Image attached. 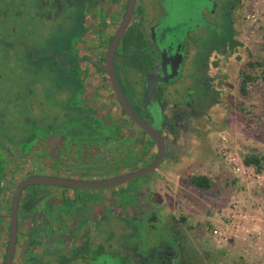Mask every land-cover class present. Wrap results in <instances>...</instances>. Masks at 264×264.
I'll return each instance as SVG.
<instances>
[{
	"label": "flooded vegetation",
	"instance_id": "1",
	"mask_svg": "<svg viewBox=\"0 0 264 264\" xmlns=\"http://www.w3.org/2000/svg\"><path fill=\"white\" fill-rule=\"evenodd\" d=\"M40 1L43 8L35 14H43V22L68 20L67 9L82 11L77 21L83 24L82 30L77 37L63 36L59 55L53 56L58 58L62 75L74 84L70 99L79 91L76 108L88 114L86 124L101 129L102 138L83 143L74 133L66 136L64 125H59L44 139L35 140L29 150L9 146L3 155L7 165L0 173V264L8 252L12 198L20 181L31 175L85 180L78 175L104 165L110 173L87 180L107 179L138 171L160 153L159 144L120 103L108 72L109 56L126 102L162 139V158L153 171L160 170L165 161L169 166L190 167L191 156L182 146L187 137L197 138L208 127L209 115L222 107L221 100L229 98V84L235 76V30L244 20L243 0ZM169 3L188 5V15L175 12L180 6L169 11ZM221 23L232 31L222 44L209 47L194 42L202 39V31H222ZM147 86L152 92L146 93ZM31 160L38 161V170L33 163H25ZM26 166L29 172L19 176ZM128 181L117 188L131 187L134 194L130 197L117 194V185L93 191V199L68 189L82 187L45 184L36 189L43 194H31L30 189L21 198L31 185L23 188L9 264H96L101 256L111 258V264H192L176 225H162L153 214L159 204L142 203L138 195L143 188L126 185ZM69 199L76 203L70 204ZM87 210L89 215L83 213ZM160 230L168 233L157 239ZM142 231L151 239L145 249L137 236Z\"/></svg>",
	"mask_w": 264,
	"mask_h": 264
},
{
	"label": "rangeland",
	"instance_id": "2",
	"mask_svg": "<svg viewBox=\"0 0 264 264\" xmlns=\"http://www.w3.org/2000/svg\"><path fill=\"white\" fill-rule=\"evenodd\" d=\"M176 5L169 3V11L173 12L175 7L180 6ZM186 6L182 3L175 12L179 16H187ZM242 7L244 20L241 19L237 33L235 30V76L229 84L232 87L229 98L221 100L219 106L222 107H216L209 115L210 124L206 131L203 130L197 138L185 139L182 149L191 156L187 162H191L190 167L182 164L169 166L165 161L159 165L160 170L137 176L125 183L141 185L143 189L138 197L143 198L142 203L159 204L153 214L164 226L176 225L184 237L189 255L193 257L192 264H264V255L248 250L245 242L230 239L217 243L213 235V231L220 227L227 226L229 232L235 231V226L233 229L230 227L232 214L235 215L231 211L232 208L235 211V200H239L244 210L262 215L260 202L264 199V193L256 194L242 189L235 182L216 146L222 142L242 159L249 154H264V83L254 85L247 96L239 92L240 72L249 69L248 62L264 58V0H243ZM42 8L40 0H0V173H3L2 166L7 165L3 155H6L10 145L29 150L35 140L44 139V135L56 131L59 125H64L66 136L74 133L77 140L83 143L100 141L102 138L101 129L86 124L84 119L88 114L76 108L79 91H76L75 98L70 99L74 84L62 75L58 58L53 56L59 55L63 36L70 34L72 38L82 30L83 24H77L82 11L80 8H66L69 19L59 20L56 24L55 21L43 22V14L36 17L35 13H41ZM192 23L188 22L187 31L193 27ZM218 28L227 33L217 28L209 29L202 31V39H194V42L198 46H219L224 42L225 35H232V31L224 23L219 24ZM47 106L49 108L45 111ZM104 166L101 169L92 168L85 176H78L87 180L89 176L93 179L100 174L110 173L111 170ZM198 174L210 178L209 190L183 182L186 177ZM40 186L35 184L27 187L21 198L30 189L31 194H43L40 190L36 191ZM68 189L90 199L95 198L91 194L93 191L103 190ZM116 192L129 197L134 194L131 187L119 188ZM44 193L48 194V191ZM69 200L70 204L76 203L75 200ZM79 209L77 211L81 213ZM65 210H61V214L64 215ZM106 211L110 214L111 207L107 206ZM83 213L89 215L88 210ZM29 230L34 231V228ZM166 233L160 230L155 237L158 235L157 239L163 238ZM137 236L144 249L149 246L147 243L151 239L147 234L142 231ZM111 261L108 256H101L96 264H111Z\"/></svg>",
	"mask_w": 264,
	"mask_h": 264
},
{
	"label": "built area",
	"instance_id": "3",
	"mask_svg": "<svg viewBox=\"0 0 264 264\" xmlns=\"http://www.w3.org/2000/svg\"><path fill=\"white\" fill-rule=\"evenodd\" d=\"M218 152L222 160L230 169L236 182L242 189L253 193H264V169L258 170L254 164H245L243 159L231 151L224 143L217 144ZM262 215L250 213L241 207L239 200H235V213L232 214L231 225L235 231L228 230V227H220L213 231L217 243L230 239L243 241L246 248L255 254L264 255V199L260 202Z\"/></svg>",
	"mask_w": 264,
	"mask_h": 264
},
{
	"label": "water",
	"instance_id": "4",
	"mask_svg": "<svg viewBox=\"0 0 264 264\" xmlns=\"http://www.w3.org/2000/svg\"><path fill=\"white\" fill-rule=\"evenodd\" d=\"M108 72L111 77V80L113 82V87L116 91V94L120 100V103L122 104L125 111L135 120V122L147 133H149L153 139L159 144L160 153H158L156 159L152 161L148 166L134 172L125 173L119 176L107 178V179H99V180H79V179H73V178H62V177H54V176H47V175H31L22 181L18 183L16 186V189L13 194L12 198V204H11V216H10V233H9V243H8V252L6 255L5 263L9 264L11 261L13 248L15 245V236H16V230H17V213H18V203H19V197L20 193L23 188H25L28 185L33 184H45V185H53V186H64V187H82V188H103V187H110L117 185L119 183L128 181L132 178H135L137 176L145 175L150 172H152L154 169L157 168L158 164L161 161L162 158V150H163V142L161 137L155 133V131L149 127L147 124H145L143 121H141L137 115L133 112V110L130 108L128 103L126 102L124 96L122 95L119 86L115 80V76L113 73L112 68V55L109 56L108 61ZM152 92V89H149L147 86L146 93Z\"/></svg>",
	"mask_w": 264,
	"mask_h": 264
},
{
	"label": "trees",
	"instance_id": "5",
	"mask_svg": "<svg viewBox=\"0 0 264 264\" xmlns=\"http://www.w3.org/2000/svg\"><path fill=\"white\" fill-rule=\"evenodd\" d=\"M248 67L247 71H242L239 75V92L243 96H247L254 85L260 82L264 83V58L248 62ZM243 161L245 164H254L258 170L264 169V154L245 155ZM183 182L202 190L211 188L210 178L203 174L188 176ZM181 219L184 220L185 217H181ZM189 257L193 263V257Z\"/></svg>",
	"mask_w": 264,
	"mask_h": 264
},
{
	"label": "crops",
	"instance_id": "6",
	"mask_svg": "<svg viewBox=\"0 0 264 264\" xmlns=\"http://www.w3.org/2000/svg\"><path fill=\"white\" fill-rule=\"evenodd\" d=\"M28 159V158H27ZM29 160H30V158H29ZM25 163H27V165L29 164V163H33V166H35V168L38 170L39 168H40V165L38 164V161H34V160H31V162H29V161H26ZM28 168L29 167H25V169L23 168L22 169V171H20L19 173V176H22L23 174H27L28 172H29V170H28ZM26 172V173H25ZM2 241V240H1ZM0 241V242H1Z\"/></svg>",
	"mask_w": 264,
	"mask_h": 264
}]
</instances>
